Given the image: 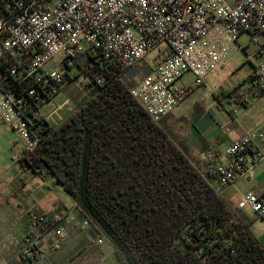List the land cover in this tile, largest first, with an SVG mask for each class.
Listing matches in <instances>:
<instances>
[{
    "label": "built area",
    "instance_id": "2783aa9c",
    "mask_svg": "<svg viewBox=\"0 0 264 264\" xmlns=\"http://www.w3.org/2000/svg\"><path fill=\"white\" fill-rule=\"evenodd\" d=\"M0 16V63L12 79L0 90V124L15 133L19 159L37 144L35 122L51 124L58 110H42L46 96L56 94L68 67L100 66L118 61L130 95L154 121L172 112L192 90L179 79L202 80L247 35L256 50L247 78L253 96L264 93V0H5ZM155 52L151 62L146 57ZM62 54L60 66L46 68ZM4 62V63H3ZM82 63V66L80 65ZM87 64V65H88ZM232 98L236 102L235 95ZM245 101L240 102L244 107ZM238 110L229 112L236 114ZM258 145L263 150L258 149ZM264 158V125L241 135L225 149L199 153L197 160L212 168L214 188L249 178ZM238 209L264 221V194L247 192ZM70 208L54 217L31 214L19 259L34 261L41 239L62 238L73 225ZM87 221L82 226H87ZM101 244V240H97Z\"/></svg>",
    "mask_w": 264,
    "mask_h": 264
},
{
    "label": "trees",
    "instance_id": "16d2710c",
    "mask_svg": "<svg viewBox=\"0 0 264 264\" xmlns=\"http://www.w3.org/2000/svg\"><path fill=\"white\" fill-rule=\"evenodd\" d=\"M6 6L0 0V16ZM4 64L0 90L12 80ZM62 65L64 81L72 67L83 72L89 98L56 127L36 121L37 144L18 162L53 178L118 264H264L252 222L215 190L212 168L194 161L130 95L118 61Z\"/></svg>",
    "mask_w": 264,
    "mask_h": 264
},
{
    "label": "rangeland",
    "instance_id": "374dc122",
    "mask_svg": "<svg viewBox=\"0 0 264 264\" xmlns=\"http://www.w3.org/2000/svg\"><path fill=\"white\" fill-rule=\"evenodd\" d=\"M237 45L239 48L235 46L227 60L210 72L201 84L194 85V79L189 74L181 77L179 83L192 85L191 92L171 113L158 121L194 161L199 155L195 147L203 142L223 157L233 140L249 135L264 125V95L253 96L247 83L256 63L252 58L256 48L250 45L247 35L240 36ZM154 57L155 52L149 54L146 61L151 62ZM62 58V54L57 55L47 63L46 68L60 66ZM67 72L59 93L41 102L42 110L58 107L51 120L55 127L90 95L83 72L76 67ZM234 95L236 102L231 98ZM242 101L246 102V107L240 106ZM236 109V114H229ZM6 129L0 124V264H15L13 258L18 257L22 240L30 232V215L54 217L63 211L65 204L66 208H71L72 200L61 187L45 180L41 182L36 174L23 169L12 158L17 154L18 140L14 132H7ZM249 190H252L250 182L241 181L230 193L240 198L251 192ZM42 197H46L44 202L50 204L48 211L53 213L34 211V206L40 203ZM70 211L74 217L73 211ZM246 213L252 223L257 219L249 210ZM83 220L86 219L75 215L73 225L62 238L41 239L38 244L40 253L31 264H118L111 244L97 231L90 235L92 227L90 224L82 226ZM256 236L261 243L264 242V225L257 228ZM99 239L101 244H97Z\"/></svg>",
    "mask_w": 264,
    "mask_h": 264
},
{
    "label": "crops",
    "instance_id": "0c3cea01",
    "mask_svg": "<svg viewBox=\"0 0 264 264\" xmlns=\"http://www.w3.org/2000/svg\"><path fill=\"white\" fill-rule=\"evenodd\" d=\"M6 131L9 132L8 129H6ZM257 148L260 150H263V147L260 145H258ZM208 149H211V148L209 145L205 144V142H203L200 146L195 147V150L198 154L203 152V151H206ZM191 152H192V150H191ZM38 177L40 178L41 182H42V180H45L47 182L52 183V185H54L56 187L58 186V185L54 184L53 178L49 175L41 174ZM241 181L250 182L252 190H249V191H251L252 193H255L257 195H263L264 194V158L250 172L249 178L238 180L235 183H232L229 186H227L226 188H224L223 191L221 192V196L223 197V199L226 202H228L232 206V208L238 210L243 216H245V218L249 219L248 215H247L248 213H246V210H241V209H238V207H237V203H238L240 198H236L235 196H232V194L230 193V190L232 188L235 189V186L237 184H239V182H241ZM58 187H60V186H58ZM45 199H46V197H42L40 199V203L38 205L34 206L35 207L34 211L44 213V214L45 213H53L51 211H48L49 210L48 207L50 204L49 203L46 204L44 202ZM66 205L67 204H65L62 209L66 208ZM70 209L73 211L74 217L76 215V216L80 217V219H82L80 212H79L78 208L76 207V205L74 204L73 201H72V206ZM59 213H61V212H59ZM54 216H56V215H54ZM83 221H87V220H83ZM263 225H264V221H262L261 219L257 218L255 220H253V223L251 224V229H252V232L255 236H256L257 228L259 226H263ZM256 238H257V236H256ZM261 245L264 248V242H262ZM13 260H14L15 264H25L18 257L13 258Z\"/></svg>",
    "mask_w": 264,
    "mask_h": 264
}]
</instances>
